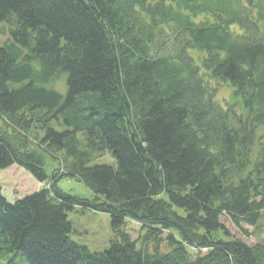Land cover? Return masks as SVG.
<instances>
[{"label": "trees", "instance_id": "16d2710c", "mask_svg": "<svg viewBox=\"0 0 264 264\" xmlns=\"http://www.w3.org/2000/svg\"><path fill=\"white\" fill-rule=\"evenodd\" d=\"M0 22V171L50 184L13 203L0 190V257L264 264V242L222 223L256 232L264 216V0H0ZM64 73L65 97L49 88ZM211 80L234 88L239 115ZM105 153L115 166L91 164ZM75 207L110 215L108 249L72 240Z\"/></svg>", "mask_w": 264, "mask_h": 264}, {"label": "rangeland", "instance_id": "374dc122", "mask_svg": "<svg viewBox=\"0 0 264 264\" xmlns=\"http://www.w3.org/2000/svg\"><path fill=\"white\" fill-rule=\"evenodd\" d=\"M233 29H237V26H234ZM10 40L11 37L7 24L0 22V46L8 43ZM168 48L170 49V46ZM66 76V73L62 74L59 79L54 81L55 84L49 87L56 89L63 97L66 95ZM209 85L216 89L215 98L222 107L232 105L237 115L242 112L240 101L233 94L234 88L230 86L228 82L223 83L211 80ZM51 126L58 130L65 129L63 125H58L57 123H53ZM258 131L260 133L262 128ZM91 164L115 166V159L108 153H105ZM50 169L51 167L48 168V170ZM45 186H50V184L47 182L44 185V183L35 181L27 171L15 164L0 171V190L9 203H13L16 199L25 198L27 195L38 190L46 189ZM57 186L61 191L78 196L79 198L82 197L91 200L93 197V193L80 181L62 178L58 180ZM161 198L167 199L165 194H162ZM175 210L181 215L184 214L183 210L180 208H175ZM110 219L111 217L108 213L75 207L68 213V221L72 224V240L79 245H85L92 253L103 252L109 248V241L113 237ZM126 221L124 230L129 233L133 240H136L140 233L144 231L141 230L138 222ZM222 223L233 238L240 239L248 244H255L257 239L264 242V216L259 223V230L256 232H253V229L245 224L241 225L242 229L235 226L233 227L231 222L224 216L222 218ZM245 231L246 233H244ZM0 264H27V262L25 258L17 252L13 255H9V257L6 256V258L0 257Z\"/></svg>", "mask_w": 264, "mask_h": 264}, {"label": "bare ground", "instance_id": "6f19581e", "mask_svg": "<svg viewBox=\"0 0 264 264\" xmlns=\"http://www.w3.org/2000/svg\"><path fill=\"white\" fill-rule=\"evenodd\" d=\"M2 194V193H1Z\"/></svg>", "mask_w": 264, "mask_h": 264}]
</instances>
